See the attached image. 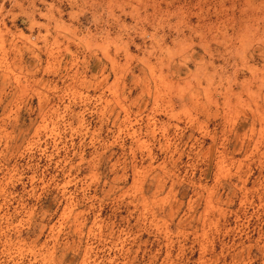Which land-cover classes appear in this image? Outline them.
<instances>
[{
    "label": "rangeland",
    "instance_id": "1",
    "mask_svg": "<svg viewBox=\"0 0 264 264\" xmlns=\"http://www.w3.org/2000/svg\"><path fill=\"white\" fill-rule=\"evenodd\" d=\"M0 264H264V0H0Z\"/></svg>",
    "mask_w": 264,
    "mask_h": 264
}]
</instances>
